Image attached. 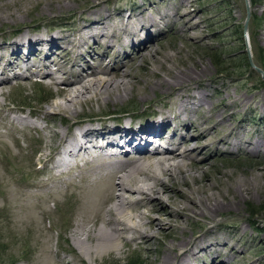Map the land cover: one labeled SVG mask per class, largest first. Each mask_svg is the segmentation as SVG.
Segmentation results:
<instances>
[{
	"label": "bare ground",
	"instance_id": "obj_1",
	"mask_svg": "<svg viewBox=\"0 0 264 264\" xmlns=\"http://www.w3.org/2000/svg\"><path fill=\"white\" fill-rule=\"evenodd\" d=\"M74 1L43 0L42 7L39 6L40 15L70 12ZM189 1L180 0V7L186 10ZM107 2L91 1V12L88 11L91 18H85L87 23L78 30V44L57 35L31 37L25 34L13 43H0V84L32 75L44 77L39 82L46 87L49 86L46 80L59 82L61 102L48 106L51 109L46 113L52 114L51 119L60 117L66 126L63 129L54 125L40 128L29 121L28 116L13 117L12 122L16 127H23L19 130L40 129L42 142L51 149L42 165L46 173H56L54 175L59 177L70 170L72 160H85V166H90L96 175L95 181L79 199V219L71 232L82 255L103 258L113 252L122 254L128 239L149 248L155 225H159L154 218L158 212L156 208L159 207L161 213L167 208L160 200L165 194L174 210L168 208V216H174L175 230L184 231L183 220L200 221L205 230L195 236L179 239L177 236L174 241L163 243L157 264H197L206 254L210 261L203 264H228L221 248L232 251L234 244L217 240L212 225L217 226L222 213L225 215L247 196L256 193L260 184L256 177L238 179L222 170H218L219 182L209 183V174L190 162L222 150L228 153L249 151L254 155L264 152V137H257L261 134L259 129H249L248 123L243 122L244 117L237 123L233 121L237 112L253 115L263 108V99L260 97L261 100L253 102L259 93L230 99L228 92L219 91L222 96L217 103L210 98L209 91H192L191 85L202 86L207 77L206 68H191L186 64L183 69H173L167 65V58L156 57L158 52L150 47L162 32L160 23L171 20L169 24L173 25L177 14L170 13L168 7L158 10L163 0H143L141 4L133 5L129 14L125 12L127 16L121 13L122 10H118V14L115 12L116 16L112 15L103 6ZM7 7L4 6L6 11L0 10V23L5 20L15 22L20 14V10L10 11ZM143 49L146 52L142 53ZM110 53H115L118 60L104 65L105 56ZM31 55L36 61H30ZM147 57H151L152 64L146 61L142 65L144 76L133 74L132 66L138 64L141 67ZM129 61L132 63L128 64ZM8 72L13 76L9 77ZM62 76L65 79H60ZM129 86L131 91H128ZM261 94L264 96V91H260ZM157 95L174 98V102L167 105L166 111H154L158 116L146 122L127 118L120 122L110 115L96 123L98 118L77 119V107L86 103L114 107L137 96L141 106L144 103L153 106L157 101L152 99ZM0 97H4L2 87ZM5 109V105H0V111ZM262 119L260 117L257 126L263 123ZM74 125L76 129L72 130ZM198 175L206 177V182L203 183ZM173 193L179 199L169 196ZM23 213L28 218L34 212L31 207H25ZM29 220L36 224L35 218ZM234 230L244 232L241 227ZM211 236L213 239L207 240ZM76 256L84 264L81 256ZM56 264L69 262L63 257Z\"/></svg>",
	"mask_w": 264,
	"mask_h": 264
},
{
	"label": "rangeland",
	"instance_id": "obj_2",
	"mask_svg": "<svg viewBox=\"0 0 264 264\" xmlns=\"http://www.w3.org/2000/svg\"><path fill=\"white\" fill-rule=\"evenodd\" d=\"M91 1L97 0H75L70 5L72 11L62 15H40L39 9L43 0H3L4 5L0 0V10L6 11L4 6H8L10 11L20 10L15 22L5 20L0 23V43H13L25 34L31 37L57 35L78 44L77 32L82 24L87 23L85 18H91ZM163 1L158 10L168 7L170 13L173 11L177 14L173 18V25L169 24L171 20L160 23L162 32L150 48L158 52L156 57L167 58V65L173 69H183L186 64L191 68H206L207 77L202 86L191 85L192 91H209L210 98L217 103L222 96L219 91L228 92L230 99L241 95L248 97L264 91V0H190L186 10L180 7V0ZM142 2L143 0H108L103 6L112 15L122 10L121 13L127 16L133 5ZM7 54L5 51V55ZM150 58L144 59L141 67L138 64L133 65L132 73L139 77L144 76L142 65L146 61L152 64ZM117 60V55L110 53L105 56L104 65ZM30 61L34 62L36 58L31 55ZM246 62L249 64L246 65ZM131 63L132 61L128 62ZM91 67L95 65L91 64ZM8 76L12 77V72H8ZM44 79L36 75L21 76L9 83L0 84L4 91V97H0V105L3 104L10 110L0 111V264H56L63 257L69 264H82L77 254L81 256L84 264H157L162 255L160 248L163 243L174 241L177 236L178 239L195 236L205 230L202 222L193 220H183L182 233L175 230L172 222L174 216H168V208L173 210L172 205L167 196L162 194L160 200L167 208L162 213L159 207L156 208L158 212L154 214V218H157L159 225H155L149 248L128 239L122 254L113 252L103 258L82 255L72 240L71 232L74 223L79 219V199H82L86 189L95 181L96 175L92 173L90 166H85V160H72L70 164L73 166L70 170L59 177L54 175L56 173H46L42 170V165L51 149L46 142H42L43 134L40 129L19 130L23 127H16L12 122L13 117L28 116V120L35 122L40 128L46 125H54L57 129L65 128L66 124L60 117L51 119L52 114L46 113L51 109L48 106L61 102V85L54 80H46L49 81V86L46 87L39 82ZM130 89L131 86L128 91ZM259 94L253 102L262 98L264 103L263 94ZM157 96L152 99L157 101L153 106L148 103L141 106L137 96L114 107L86 103L77 107V119L98 118L94 121L96 123L110 115L113 120L120 122L125 118L146 122L158 116L154 111H166L167 105L174 102V98ZM168 108L172 110L171 107ZM39 110L42 112H38ZM238 113L233 116V121L237 123L244 117L243 122L248 123L247 127L252 131L259 129L261 134L257 137H264V106L253 115L250 112L242 115ZM260 117L263 118V123L257 126ZM75 129L76 125L72 130ZM190 163L202 167L209 174V183L219 182L218 170L238 179L257 178L260 193H252L225 215L222 213L218 217L217 226L212 227L215 232L213 236L217 240L224 239L234 244L232 251H228L227 247L221 248L228 264H264V152L254 155L249 151L228 153L222 150L209 157L200 156ZM198 176L203 183L206 182V177ZM116 181L114 183L118 184ZM169 196L179 199L174 193ZM25 207L32 208L34 213L31 217L24 215ZM31 218H35L36 224L30 222ZM21 220L24 222L20 223ZM235 227H241L244 232L237 233ZM213 236L207 240L213 239ZM209 261L210 256L206 254L197 264Z\"/></svg>",
	"mask_w": 264,
	"mask_h": 264
},
{
	"label": "trees",
	"instance_id": "obj_3",
	"mask_svg": "<svg viewBox=\"0 0 264 264\" xmlns=\"http://www.w3.org/2000/svg\"><path fill=\"white\" fill-rule=\"evenodd\" d=\"M249 63L248 62H246V65H248ZM222 73V71H220L219 72V74H221ZM262 85L264 86V82L262 81Z\"/></svg>",
	"mask_w": 264,
	"mask_h": 264
},
{
	"label": "water",
	"instance_id": "obj_4",
	"mask_svg": "<svg viewBox=\"0 0 264 264\" xmlns=\"http://www.w3.org/2000/svg\"><path fill=\"white\" fill-rule=\"evenodd\" d=\"M247 16H249V9H247Z\"/></svg>",
	"mask_w": 264,
	"mask_h": 264
}]
</instances>
